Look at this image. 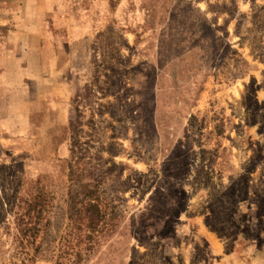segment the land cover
Here are the masks:
<instances>
[{
    "label": "rangeland",
    "instance_id": "obj_1",
    "mask_svg": "<svg viewBox=\"0 0 264 264\" xmlns=\"http://www.w3.org/2000/svg\"><path fill=\"white\" fill-rule=\"evenodd\" d=\"M0 264H264V0H0Z\"/></svg>",
    "mask_w": 264,
    "mask_h": 264
}]
</instances>
